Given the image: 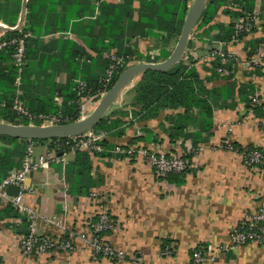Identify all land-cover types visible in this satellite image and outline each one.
Listing matches in <instances>:
<instances>
[{"label":"crops","instance_id":"1","mask_svg":"<svg viewBox=\"0 0 264 264\" xmlns=\"http://www.w3.org/2000/svg\"><path fill=\"white\" fill-rule=\"evenodd\" d=\"M25 2L22 27L27 21L28 0H0V7L3 8L0 9L1 17L3 15L8 23L14 24L11 26L0 18V37L8 31L22 29L6 30L4 26L17 27ZM153 2L157 1H35L32 24L29 23L30 37L34 42L31 45L33 55L29 60L28 77L34 92L41 89L42 93L37 92L32 97L38 99L43 93L53 94L52 88L56 85L68 86L71 90L69 80L77 83L79 79L85 81L89 77L92 80L99 79L97 71L102 62L95 63L90 57L106 58L111 51L104 50L110 39L114 38V32L106 31V25L115 20L111 13L101 9L103 4L107 7L128 8L129 16L114 21L116 26L118 22L127 26L138 22L149 6L157 4ZM194 3L195 0L188 1L189 9L184 24ZM182 5L181 0H176L174 4L176 8ZM253 6L254 10L263 12L255 32L231 41L216 39L221 27L231 28L237 19L234 13L243 8L241 3L228 0V3L219 5L208 24L193 28L185 48L182 60L188 63L194 60L193 66L211 91L209 117L213 121V128L208 139L194 145L190 134L197 130L192 124L182 132L174 131V127L179 125L178 117L182 108H167L156 118L139 120L135 117L133 112L137 108L130 105V100L131 90L139 79V75L136 76L118 92L104 115L112 119L118 116L125 122V129L122 135L106 133L105 140L113 146L104 151L108 155H91V178L86 179L91 194L69 193L64 170L65 164L74 158V152L67 153L65 160L52 158L49 169L33 175L29 180L35 188L32 203L43 216L54 217L57 221L50 223L41 218L38 232L43 235L75 232L73 250L48 252L39 256L25 255L19 238L26 231L23 220L27 216L18 210L16 217L14 213L10 215L4 212L2 209L7 203L0 200V264H190L198 245L208 244L215 249L222 247L244 213L255 209L264 197V167L259 171L252 170L245 165L240 153L225 145L229 140L242 148L264 149L262 118L247 107L252 95L264 101V65L255 68L251 63L252 56L264 40V0H254ZM157 19L154 16L152 21ZM156 35L157 32L146 35L122 33L120 36L130 40L128 45L138 53L161 58L155 62L160 63L164 61L163 54L171 55L180 35L168 43H163ZM211 39L224 43L223 51L229 54L234 63L233 72L228 77L214 71L210 65L208 45ZM73 44H77L90 57L81 56L69 61ZM242 85H250L253 92L241 97L238 89ZM231 86L232 91L228 92ZM95 93L89 95L94 96V99L86 100L87 103L85 101L87 111L83 115H90L102 99ZM54 101L61 106L64 98L54 96ZM119 109L127 111L128 115L115 113ZM171 132L179 133V136L171 138ZM138 136L142 139L138 144L149 148L180 154H187L189 149L194 150L185 181L175 183L160 180L144 158L115 152V147L127 145ZM94 193L103 200L104 206L116 220L115 229L103 235L119 255L115 261L94 256L89 245L88 240L93 232L86 223L93 218L100 204L93 197ZM165 241L169 245L176 244L178 248L172 257L164 256L161 252ZM209 264H264V245L249 244L235 251L230 250L224 256H216Z\"/></svg>","mask_w":264,"mask_h":264},{"label":"trees","instance_id":"2","mask_svg":"<svg viewBox=\"0 0 264 264\" xmlns=\"http://www.w3.org/2000/svg\"><path fill=\"white\" fill-rule=\"evenodd\" d=\"M38 0H28V13L27 21L20 31H8L3 36L5 38H16L21 37L31 32V22L32 24V11L35 9L34 3ZM157 1L153 4L155 6H149L146 12H143L139 21L131 25H123L118 22L117 26L114 25L116 19L130 15V10L116 8L114 6L107 7L106 4L101 6V9L105 13H111V16L115 18L113 23H108L106 25V31H113L114 38L104 47V50L107 52L110 50L117 51L120 55L129 56L132 60L135 61H146L149 63H155L161 60V58L153 57L149 54L138 53L137 50L133 49L131 45H128L130 40H124L122 33H129L130 35H146L157 32V37L163 42L168 43L173 37L179 36L181 34L184 19L188 12V1L181 0L183 5L180 8L174 6L176 0H154ZM161 1V2H160ZM163 1V2H162ZM243 5V8L234 13L237 18L242 17L243 15L252 13L254 11L253 1L254 0H234ZM228 3V0H208L206 8L203 12L202 17L196 24V29L208 24L212 20V15L218 10L219 5ZM2 10L3 8L0 7ZM124 12H127L124 14ZM157 16V21H152L153 17ZM1 20L5 23H8V19L0 15ZM112 18H110L111 21ZM147 20V21H146ZM13 26L14 24H10ZM256 28H252L250 31H238L237 27L232 24L231 28L221 27L219 34L216 36V39L220 41H231L233 39H240L244 36H247L251 32H255ZM159 32V33H158ZM134 33V34H133ZM2 36V37H3ZM31 36V35H30ZM26 37L27 41V57L25 65L20 73L21 84L19 87L16 86V78L19 74L18 68L14 64L13 53L14 46L0 50V121H4L16 125H29L30 119L18 113L14 108L15 99L17 97L18 88L21 91L19 95V100L22 104L33 114H59L68 117V122L78 121L81 117L80 114V98L77 93V83H73L71 80L68 81V84L72 87L63 85H56L53 89V94H44L38 99L33 98V94L41 92V89L34 92L33 86L29 82L28 71L30 70L29 60L33 55V50L31 45L34 40L31 37ZM121 38V39H119ZM2 38L0 37V40ZM74 48L71 51L72 58L68 59L69 61L74 60L75 58H81L85 56V52L77 44H73ZM169 54H163V60H166ZM92 61L95 63L102 62L100 65L98 77L99 79H94L89 77L85 80L87 87L90 90V95H94L98 89L102 88L104 85V78L107 73L109 61L108 58H92ZM76 60V59H75ZM194 60H191L189 63L185 60L178 61L175 65L164 69H147L139 74V79L135 83L134 87L131 90V100L130 105L137 108V111L133 112V115L139 120H145L149 118H156L162 110L167 108L178 109L182 108V113L179 114V125L174 127V131L182 132L189 124H192L196 128L195 133H191L190 136L193 138V144L196 145L200 141L207 140L210 136L211 129L213 128V121L209 117L210 112V94L211 91L205 86L203 79L200 77L199 72L193 66ZM221 64L220 59H216L211 62V67L216 71L217 66ZM258 68V67H257ZM125 67L120 68L113 76L112 81L109 85L111 89L112 85L116 82L121 72ZM92 75V74H90ZM92 77V76H91ZM84 80V79H83ZM232 87L228 89V92L232 91ZM49 91V90H48ZM68 91V93H65ZM234 91V89H233ZM226 92V93H228ZM252 93L253 90L250 85H242L238 89L239 95L246 96ZM254 94V93H253ZM54 96H63L64 101L60 106L56 101H54ZM256 95H252V98L249 99L247 107L250 108L251 112L257 117L264 119V101L261 105L252 103L253 98ZM95 97H90L94 99ZM244 98V97H243ZM260 99V98H259ZM261 100V99H260ZM115 113L119 115H128L127 111L119 109ZM36 125H40V122L34 121ZM124 124L125 122L121 120L118 116L116 118L105 117L103 116L93 127L94 131L105 132L111 135H122L124 133ZM78 133L74 136H53V137H42L32 139L37 144L46 146L49 150H55L57 155L62 153L74 152V158L65 164L64 176L66 181L69 183V193L72 195H81V194H91L90 185H87V178H91V170L93 167L91 154L88 151L80 149L76 145L74 137L82 135ZM207 134V135H203ZM171 138H174L176 135L179 136V133L171 132L169 134ZM142 140L139 136L134 137L131 140V143L127 145H122L127 147L128 145L138 144V141ZM29 139L26 138H17L9 135L0 134V181L7 177L13 170L19 169L22 165V160L26 154V149ZM103 147L111 149V146L107 140H102ZM232 148L237 153L241 155L245 152H250L253 150H260L264 154V149L258 147H246L242 148L239 145L230 141ZM226 147L227 144H225ZM95 153V152H94ZM108 152L95 153L96 156L108 155ZM192 153L187 154L186 158L190 159ZM262 168L264 167L261 166ZM189 169L182 173H169L164 176H158L160 180L175 183H183L185 181L186 173ZM4 212L8 214H13L14 217L18 215L15 207L11 203L4 205ZM114 218V217H113ZM97 218H93L96 220ZM24 227L26 231L25 235L29 233V220L24 217L23 220ZM110 233V231L102 232L101 235ZM165 244L168 242L165 241ZM163 246L162 249H165L166 246ZM198 245L195 249L198 250L200 246ZM194 255V253H193Z\"/></svg>","mask_w":264,"mask_h":264},{"label":"built area","instance_id":"3","mask_svg":"<svg viewBox=\"0 0 264 264\" xmlns=\"http://www.w3.org/2000/svg\"><path fill=\"white\" fill-rule=\"evenodd\" d=\"M208 3V2H207ZM261 23V14L259 10H254L252 13L243 15L236 19L235 25L238 31H250L252 28H256ZM31 35L30 32L21 37L5 38L1 37L0 50L14 46L13 59L14 64L18 68L19 74L16 78V86L21 84L20 73L25 65L27 57V41L26 37ZM238 39V38H236ZM224 43L214 41L211 39L208 45V60L213 62L216 59H220L221 64L217 66L216 71L221 75H228L233 72L231 63L233 62L229 54L223 51ZM109 65L106 76L104 78V85L98 89L95 93L100 99L108 92L109 85L112 81L114 74L122 67H129L136 63H144L146 61L132 60L128 55H120L117 51L111 50L107 53ZM253 67H262L264 65V40L260 43L256 53L251 58ZM77 93L80 98L86 99L90 93L85 94L90 90L87 87V83L80 79L77 81ZM113 86V85H112ZM21 94L20 89L17 90V97L15 99L14 108L18 113L27 116L30 119V125H36L35 120L40 122L38 126L59 125L68 124V117L59 114H33L30 112L19 100ZM252 103L261 105L262 100L258 96L254 97ZM264 108V106H263ZM82 111V107H80ZM251 111V110H250ZM34 123V124H32ZM264 127V119L262 121ZM105 132H98L97 134L92 132L83 133L78 137H74L77 142L76 145L85 151H88L91 155L95 153L104 152L106 149L102 145V140L105 139ZM229 149L232 148L230 141H226ZM115 152L119 155L128 157H142L149 165L153 167L158 176H164L169 173H182L189 169L190 161L186 158L187 154L193 153L194 150H188L185 153L171 152L166 149L149 148L143 144L128 145L126 148L122 145L114 148ZM95 152V153H94ZM66 154L62 153L57 155L55 150H49L46 146L37 144L34 140L29 139L26 154L22 160V165L19 169L13 170L7 177L0 181V200L11 203L16 210L26 215L29 220V233L27 235L20 236V244L22 252L27 256H39L48 252L58 251H71L75 244V232L70 231L69 234H40L38 232V223L41 218L44 221L50 223H56L54 217L43 216L37 207L32 203V199L35 196V188L29 182L30 178L37 173L49 169L50 160L52 158H59L65 160ZM242 158L246 164H264V154L260 150H253L242 154ZM14 185L19 188L17 195H10L7 192L9 186ZM93 197L100 203L98 209L93 213V218L86 223L87 226L93 232L89 237V245L94 255L102 256L115 261L119 258L117 252L113 247L106 242L102 232L113 231L116 227V220L109 213L108 209L104 206L103 200L97 197V193L93 194ZM263 202V201H261ZM258 212L246 211L237 225L232 229V240L238 243L239 241L251 242L255 240H262L264 242V202L258 207ZM251 212V213H250ZM223 248H226V243L222 244ZM208 247L202 245L198 250L194 252L192 257V264H201L207 257ZM171 251V247H165L163 252L165 255Z\"/></svg>","mask_w":264,"mask_h":264},{"label":"water","instance_id":"4","mask_svg":"<svg viewBox=\"0 0 264 264\" xmlns=\"http://www.w3.org/2000/svg\"><path fill=\"white\" fill-rule=\"evenodd\" d=\"M208 0H195V3L188 13L182 32L178 39L177 45L171 55L160 63H136L125 68L118 79L108 90V92L102 97L96 109L84 119H80L75 122L68 124L59 125H16L0 121V134L9 135L17 138L36 139L42 137H53V136H74L78 133L84 132L86 129L93 127L106 113L111 104L113 103L118 92L125 86H128L132 79L138 76L140 73L147 69L164 70L180 61L185 52V48L188 44L191 32L196 26L198 21L203 15ZM26 2L24 4V11L21 15V19L16 28L5 27L6 30H20L25 17ZM7 192L10 195H17L19 188L11 185L8 187Z\"/></svg>","mask_w":264,"mask_h":264},{"label":"rangeland","instance_id":"5","mask_svg":"<svg viewBox=\"0 0 264 264\" xmlns=\"http://www.w3.org/2000/svg\"><path fill=\"white\" fill-rule=\"evenodd\" d=\"M259 13L260 14H262L263 12L261 11V10H259ZM196 27V26H195ZM259 27V26H258ZM256 29H258L257 27H256ZM133 44L135 45V41L133 42ZM135 47V46H134ZM232 64H234L233 62L231 63V65ZM230 74H228V75H224V76H229ZM80 80V79H79ZM86 99H82L81 101H80V103H79V107H82V111H80L81 113V116L82 117H80V119H84V118H86L87 116L86 115H83V112H86L87 111V105L85 104V101L86 100H88V99H90V97H85ZM86 103H87V101H86ZM248 110L250 111V108H248ZM79 119V120H80ZM262 121H263V119H262ZM31 124V123H30ZM32 124H34V123H32ZM94 127V126H93ZM93 127H91V128H88V129H86L85 131H84V133H87V132H92V133H95V134H97L98 133V131H94L93 130ZM262 127H263V125H262ZM263 129H264V127H263ZM227 141H229V140H227ZM244 161V160H243ZM245 163V162H244ZM245 165H247L248 167H250L252 170H254V171H259L262 167L261 166H263V165H261V164H256V163H254V164H252V165H250V164H246L245 163ZM261 200L264 202V197H262L261 198ZM263 202H259V204H258V206L255 208V209H253V210H251V212L253 211V212H258V207H259V205L261 204V203H263ZM250 212V213H251ZM232 236H231V232H230V236H229V239L225 242L226 243V248H223V247H218V248H213V247H211V246H209L208 244V246L206 245V244H203L205 247L207 246L208 247V249H207V257H206V259L201 263V264H209L213 259H215L216 258V256H224L225 255V253H227L228 251H230V250H237V249H239V248H241V247H243V246H247V245H251V244H254V245H256V244H258V245H261V246H263L264 245V242H262V240L260 241V240H255V241H251V242H243V241H239L238 243H236L235 241H233L232 239ZM224 244V243H223ZM168 246H170L171 247V251H169V253L168 254H164V256H168V257H172L176 252H177V246H176V244H171V245H168ZM215 249V250H214ZM73 249H71V251H72ZM165 251V249H161V252H164ZM64 252H66V251H64ZM69 252V251H68ZM94 256H96V255H94ZM97 257H100L99 255L97 256ZM103 258H106V257H103ZM108 260H110V261H112L111 259H109V258H107ZM190 264H192V260H191V262H190Z\"/></svg>","mask_w":264,"mask_h":264}]
</instances>
